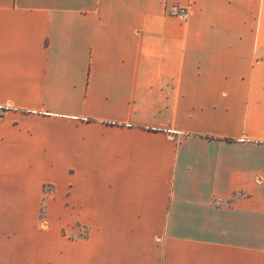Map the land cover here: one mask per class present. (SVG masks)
<instances>
[{"label":"crops","instance_id":"obj_1","mask_svg":"<svg viewBox=\"0 0 264 264\" xmlns=\"http://www.w3.org/2000/svg\"><path fill=\"white\" fill-rule=\"evenodd\" d=\"M0 264H264V0H0Z\"/></svg>","mask_w":264,"mask_h":264},{"label":"built area","instance_id":"obj_2","mask_svg":"<svg viewBox=\"0 0 264 264\" xmlns=\"http://www.w3.org/2000/svg\"><path fill=\"white\" fill-rule=\"evenodd\" d=\"M170 13L172 15L178 16V17H180L182 19H185L188 16V10L186 8H183V7L173 6L170 9Z\"/></svg>","mask_w":264,"mask_h":264},{"label":"rangeland","instance_id":"obj_3","mask_svg":"<svg viewBox=\"0 0 264 264\" xmlns=\"http://www.w3.org/2000/svg\"><path fill=\"white\" fill-rule=\"evenodd\" d=\"M176 7H177V6H176ZM171 8H172V7H171ZM171 8H170V9H171ZM170 9L168 10V14L172 15V14L170 13Z\"/></svg>","mask_w":264,"mask_h":264}]
</instances>
